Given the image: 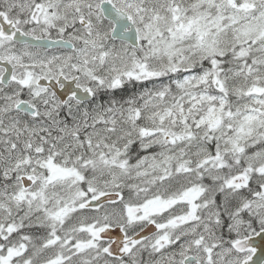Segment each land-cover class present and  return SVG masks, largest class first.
Instances as JSON below:
<instances>
[{"label": "snow or ice", "instance_id": "obj_1", "mask_svg": "<svg viewBox=\"0 0 264 264\" xmlns=\"http://www.w3.org/2000/svg\"><path fill=\"white\" fill-rule=\"evenodd\" d=\"M0 264H264V0H0Z\"/></svg>", "mask_w": 264, "mask_h": 264}]
</instances>
